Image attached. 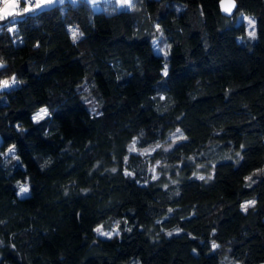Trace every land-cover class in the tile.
<instances>
[{
	"label": "trees",
	"instance_id": "obj_1",
	"mask_svg": "<svg viewBox=\"0 0 264 264\" xmlns=\"http://www.w3.org/2000/svg\"><path fill=\"white\" fill-rule=\"evenodd\" d=\"M237 4L65 0L0 21V264L264 261V0ZM239 13L255 16V39L238 36ZM178 126L169 158L206 151L204 180L186 163L176 181L151 179L130 151Z\"/></svg>",
	"mask_w": 264,
	"mask_h": 264
},
{
	"label": "rangeland",
	"instance_id": "obj_2",
	"mask_svg": "<svg viewBox=\"0 0 264 264\" xmlns=\"http://www.w3.org/2000/svg\"><path fill=\"white\" fill-rule=\"evenodd\" d=\"M244 17L252 18L255 20V26H254L255 32L257 27L255 16L251 14L246 15L244 13L237 14L235 18V30L240 38H242L245 35H248V32L253 30L252 28L249 27L248 21L247 19H244ZM154 44L158 52H162L166 54V56L169 54V52H167L168 44L165 42V40H163V38H160V35L155 37ZM167 67L168 64L166 63V68ZM41 108H47V107L46 106L40 107L38 110L35 111L33 116L36 115ZM48 113H49V109H48ZM177 129H179L180 131L177 132ZM178 137H183L182 139L185 138V135L183 134L179 126L171 130L163 141L152 143L149 145H139L138 140L134 138L131 141L129 148L133 144V141L135 140L136 150L132 152L141 154L143 158L147 160L146 171L151 179H153V176H156L157 177L156 179H160L164 183H170L176 181L180 176H182L185 173V169L187 167L186 164L192 165L190 172L191 175L194 176L210 175V173L212 172V167L210 166L211 163L209 162V159H207L206 157V151L196 152L192 155L184 156L177 160H172L171 158H169V152L173 149L174 145L180 140H182V139H177ZM0 140H1V135H0ZM157 144L160 145L159 148L156 147ZM12 147L13 146H10L4 152V156L7 159L17 157L16 151L14 153V156L9 153V149ZM21 185H26L29 188L27 182L21 181L19 184V190ZM29 192H30V188L27 193ZM248 201H253V199L245 200L243 205ZM97 227H101L104 232H112L113 234H115L119 230V227L116 224H113L112 226H108V227L105 226L104 224H99ZM215 244L218 245V243ZM223 254H224L223 258L225 264H233V263L241 264L239 261H235L232 258H230L226 251H224ZM258 264H264V261H261Z\"/></svg>",
	"mask_w": 264,
	"mask_h": 264
},
{
	"label": "snow or ice",
	"instance_id": "obj_3",
	"mask_svg": "<svg viewBox=\"0 0 264 264\" xmlns=\"http://www.w3.org/2000/svg\"><path fill=\"white\" fill-rule=\"evenodd\" d=\"M59 2L60 4L64 3V0H36L35 3L31 2V0H24V4L25 6L23 7L22 12L21 11H17L18 7H19V2L18 0H3V7L0 8V21H5L7 18H12L9 22L12 23L13 25H15L16 22V18H22L25 14H30L33 13L39 9H42L45 6H51L55 3ZM122 3L125 5H129V0H122ZM220 7L221 9L228 14H231L233 9L236 7L235 4V0H220ZM244 19H247L248 21V25L250 28H252V31L248 32V36L252 39L256 38V32L254 30V26H255V20L252 18H247L244 17ZM8 31H15V27L13 26L12 28H9ZM82 35V33L77 32L76 30L72 31V39L73 41H76L77 39H79V37ZM165 75H167V68L165 66ZM18 81H16L15 77H13L11 79V84L15 85L17 84ZM10 85V81L9 80H3L0 81V88H7ZM47 115H49L48 113V109L47 108H41L40 111L34 115L32 117V119L36 122H39L41 120H43ZM180 130L177 129V132H179ZM183 137H178L177 139H182ZM135 144L136 141H133V144L130 146V151H135ZM157 148L160 147L159 144L156 145ZM147 151V150H145ZM9 153L12 154L14 156L15 153V147L13 146L12 148L9 149ZM18 159V157H16ZM113 172L116 171V169H112ZM127 175H131V173H126ZM156 176H153V179H156ZM198 179L200 180H204L205 177L204 176H199ZM247 180H251V177H246ZM167 187V186H165ZM29 191V188L26 185H21L19 193L20 194H26ZM255 201H248L246 202L244 205H242L243 210H247L249 206L254 205ZM171 211V210H170ZM95 231H97L98 233H100L101 235L107 236V237H111L113 235L112 232H104L102 230L101 227H97L95 229ZM179 231V230H177ZM116 234L118 235V231L116 232ZM172 233H169V235H171ZM213 248L218 247V245H216L215 243L212 245Z\"/></svg>",
	"mask_w": 264,
	"mask_h": 264
},
{
	"label": "crops",
	"instance_id": "obj_4",
	"mask_svg": "<svg viewBox=\"0 0 264 264\" xmlns=\"http://www.w3.org/2000/svg\"><path fill=\"white\" fill-rule=\"evenodd\" d=\"M65 1V0H64ZM72 2H78V1H86L88 2L94 9H99L105 6L106 3L110 2H116L120 6H129L122 3V0H69ZM33 3L36 2V0L32 1ZM132 0H129V4H131ZM59 3V2H57ZM25 6V4H24ZM46 7V6H45Z\"/></svg>",
	"mask_w": 264,
	"mask_h": 264
},
{
	"label": "built area",
	"instance_id": "obj_5",
	"mask_svg": "<svg viewBox=\"0 0 264 264\" xmlns=\"http://www.w3.org/2000/svg\"><path fill=\"white\" fill-rule=\"evenodd\" d=\"M33 0H31V2H32ZM18 2H19V7H18V9H22L23 8V6H24V0H18ZM3 7V0H0V8H2ZM5 28H7V29H9V28H12L10 25H6V27Z\"/></svg>",
	"mask_w": 264,
	"mask_h": 264
},
{
	"label": "water",
	"instance_id": "obj_6",
	"mask_svg": "<svg viewBox=\"0 0 264 264\" xmlns=\"http://www.w3.org/2000/svg\"><path fill=\"white\" fill-rule=\"evenodd\" d=\"M235 4H236V7L233 9V11H232L231 14L225 13V12L221 9L222 13H224V14H226V15H233L234 12L236 11V8H237V5H238V4H237V0H235Z\"/></svg>",
	"mask_w": 264,
	"mask_h": 264
}]
</instances>
